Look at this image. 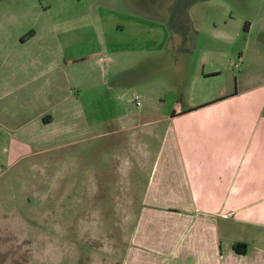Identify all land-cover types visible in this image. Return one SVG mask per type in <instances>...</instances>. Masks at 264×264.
<instances>
[{
	"label": "rangeland",
	"instance_id": "rangeland-1",
	"mask_svg": "<svg viewBox=\"0 0 264 264\" xmlns=\"http://www.w3.org/2000/svg\"><path fill=\"white\" fill-rule=\"evenodd\" d=\"M262 16L264 0H0V123L24 139L5 143L0 129V264H122L150 167L134 161L132 131H118L120 110L128 125L141 111L162 118L175 101L165 89L208 49L229 55L234 79ZM225 21L235 27L223 41ZM66 111L74 134L29 140L23 127Z\"/></svg>",
	"mask_w": 264,
	"mask_h": 264
},
{
	"label": "crops",
	"instance_id": "crops-1",
	"mask_svg": "<svg viewBox=\"0 0 264 264\" xmlns=\"http://www.w3.org/2000/svg\"><path fill=\"white\" fill-rule=\"evenodd\" d=\"M260 20L245 24L248 35H255ZM223 24L217 38L224 41L235 26ZM255 36L260 42L246 46L254 47L255 55L247 59L242 51L234 79L227 78L229 55L224 52L222 59L218 48L208 49L193 73L186 65L165 89L175 101L162 118L141 121V111L138 122L128 125L129 113L120 110L118 131H132L134 161L139 168L150 167L122 264H264V27ZM86 57L77 54L73 60ZM66 112L23 127L29 140L59 142L74 134L77 120L67 123L71 111ZM0 129L8 135L3 142L22 146L18 142L24 139L10 135L8 123H0ZM147 133L159 142L155 152L140 138ZM238 243L245 244L244 251L235 249Z\"/></svg>",
	"mask_w": 264,
	"mask_h": 264
},
{
	"label": "trees",
	"instance_id": "trees-1",
	"mask_svg": "<svg viewBox=\"0 0 264 264\" xmlns=\"http://www.w3.org/2000/svg\"><path fill=\"white\" fill-rule=\"evenodd\" d=\"M245 244H236L235 245V249L238 251V252H241V251H244L245 250Z\"/></svg>",
	"mask_w": 264,
	"mask_h": 264
},
{
	"label": "built area",
	"instance_id": "built-area-1",
	"mask_svg": "<svg viewBox=\"0 0 264 264\" xmlns=\"http://www.w3.org/2000/svg\"><path fill=\"white\" fill-rule=\"evenodd\" d=\"M135 98L138 100V104H139L140 103V98L138 96H136Z\"/></svg>",
	"mask_w": 264,
	"mask_h": 264
}]
</instances>
